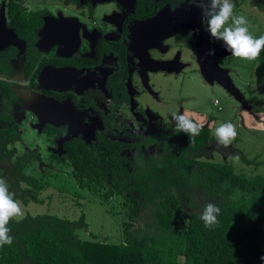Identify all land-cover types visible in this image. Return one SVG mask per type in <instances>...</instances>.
Returning <instances> with one entry per match:
<instances>
[{
    "label": "trees",
    "instance_id": "obj_1",
    "mask_svg": "<svg viewBox=\"0 0 264 264\" xmlns=\"http://www.w3.org/2000/svg\"><path fill=\"white\" fill-rule=\"evenodd\" d=\"M261 9L264 12V0ZM46 13L27 12L9 0L8 26L33 45ZM12 50L0 53V72L9 76ZM256 60L264 65V50ZM25 69L27 75L29 65ZM0 87L4 91L1 103L12 105L15 96L3 81ZM0 121L2 177L9 182L14 199L40 202L45 183L25 172L40 157L26 152L11 163L13 151L8 146L19 140L18 125L12 113L1 107ZM200 128L196 136L175 131V124L171 131H157L147 140L154 151L138 148L130 157L121 154L118 143L106 141L89 147L76 138L64 142L62 155L53 156L70 167L80 189L101 193L104 201L122 200L127 237L138 217L150 210L156 224L176 238L175 248H156L144 237L122 244L81 240L75 230L83 227L82 218L70 221L41 214L9 222L13 243L0 247V264H264L260 259L264 256V175L235 173L227 158L244 159V155L232 146L218 145L210 128ZM214 154L224 160H213ZM197 192L221 197L219 223L211 229L200 219Z\"/></svg>",
    "mask_w": 264,
    "mask_h": 264
},
{
    "label": "flooded vegetation",
    "instance_id": "obj_2",
    "mask_svg": "<svg viewBox=\"0 0 264 264\" xmlns=\"http://www.w3.org/2000/svg\"><path fill=\"white\" fill-rule=\"evenodd\" d=\"M13 1L27 12L39 11L27 9L23 0ZM257 1L261 7V0ZM70 3L78 9L73 18L64 17L60 10L50 14L40 9L47 13L36 41L29 45L8 26L7 4L0 0V53L13 49L12 75L0 72V81L16 98L12 105L1 103L4 91L0 87L4 112H11L15 119L13 110L22 106V91L34 105L43 103L37 109L36 126L46 140L55 138L52 157L64 153V142L60 148L57 142L66 136L89 147L115 142L121 154L130 157L138 148L154 151L147 140L157 131H171L173 114H185L198 123L191 111L170 107L152 112L143 98L151 88V76L184 72L180 56L172 52L178 38L192 48L194 35L209 34L200 8L190 0L62 1V5ZM97 13H103L101 19L96 18ZM212 60L222 62V58ZM42 98L48 99L47 104Z\"/></svg>",
    "mask_w": 264,
    "mask_h": 264
},
{
    "label": "rangeland",
    "instance_id": "obj_3",
    "mask_svg": "<svg viewBox=\"0 0 264 264\" xmlns=\"http://www.w3.org/2000/svg\"><path fill=\"white\" fill-rule=\"evenodd\" d=\"M62 1L23 0V3L30 11L45 8L50 14H58L60 10L66 18L76 17V6L71 3L62 5ZM232 3L234 15L245 16L250 33L256 38L260 37L264 30V12L259 2L232 0ZM6 4L8 0H4V5ZM101 14L97 13L96 18L101 19ZM173 45L172 52L180 56L185 67L184 72L151 76V88L143 98L146 107L155 113H161L170 107L191 111L198 122L195 124L210 128L215 140V129L221 123H232L237 135L229 146L242 153L244 159L239 157L235 161L227 158V162L237 174L246 177L264 175V65L257 60L235 58L224 49V52L214 58H222V62L215 61L212 64L218 72L223 73V79L226 78L221 81V77L210 76L200 69L194 46L191 48L189 43L180 38ZM19 100L22 101L21 98ZM215 101L217 105H214ZM22 102L23 107L16 105L13 110L19 140L8 146L13 151L11 163L26 152L37 153L40 161L30 162L25 172L45 183V189L39 196L40 202L24 203L21 199H16L23 205L22 218L41 214L55 215L70 221H79L82 218L83 227L75 230V235L81 240L122 244L127 239L144 237L146 240L150 238L156 248H175L176 238L156 224L150 210H145L138 217L129 230L130 238L127 237L122 226L127 221L121 207L122 200L112 197L104 201L101 193L95 195L80 189L71 175L70 167L52 157L55 138L46 140L40 126H36L37 109L43 103L34 105L32 98L23 99ZM213 160L222 161L224 158L214 154ZM0 178H3L1 170ZM5 181L10 189L9 182L6 179ZM220 201L219 196L204 197L199 192L195 196L201 214L206 203L211 202L218 206Z\"/></svg>",
    "mask_w": 264,
    "mask_h": 264
},
{
    "label": "clouds",
    "instance_id": "obj_4",
    "mask_svg": "<svg viewBox=\"0 0 264 264\" xmlns=\"http://www.w3.org/2000/svg\"><path fill=\"white\" fill-rule=\"evenodd\" d=\"M190 3L201 9L202 20L206 30L215 41H222L225 50L235 58L246 61H254L264 50V35L256 38L249 31V23L245 16L234 15V4L232 0H190ZM175 10V5L171 6ZM191 35V34H190ZM208 55H215L211 49ZM175 131L184 132L189 136L199 135L200 126L195 124L185 114H173ZM215 138L218 145L227 148L236 138L235 126L228 123H221L215 129ZM230 160H239V156H231ZM14 193L9 191L5 179L0 178V247L11 245L13 237L9 235V222L15 218H22L24 215L23 205L14 199ZM220 208L211 202L203 206L200 219L206 228H213L218 225ZM264 262V256L260 257Z\"/></svg>",
    "mask_w": 264,
    "mask_h": 264
},
{
    "label": "water",
    "instance_id": "obj_5",
    "mask_svg": "<svg viewBox=\"0 0 264 264\" xmlns=\"http://www.w3.org/2000/svg\"><path fill=\"white\" fill-rule=\"evenodd\" d=\"M69 22V21H67ZM47 23V22H46ZM71 23V22H69ZM43 30V29H42ZM194 41V46L197 51L198 55V60H199V66L202 71H205L208 75L214 76V77H221L219 78L221 81L225 80L226 78L223 79V73L221 71L216 72L213 71L212 69L209 68L214 63V60L212 58H215L218 53L220 54L221 52H224V47H223V42L222 41H215L210 34H207V32H203L202 35L199 34L198 36H193ZM214 48L215 50V55H208L209 50L211 48ZM222 56V55H221ZM58 110H62V106H58ZM65 108V107H64ZM69 140V137H64L61 138L57 144L58 147H62L63 142H66Z\"/></svg>",
    "mask_w": 264,
    "mask_h": 264
},
{
    "label": "crops",
    "instance_id": "obj_6",
    "mask_svg": "<svg viewBox=\"0 0 264 264\" xmlns=\"http://www.w3.org/2000/svg\"><path fill=\"white\" fill-rule=\"evenodd\" d=\"M21 96L23 97L22 99L25 98V100H28V93H27L26 91H22V92H21ZM26 98H27V99H26ZM42 99H43L44 103L47 104L48 99H46V98H42Z\"/></svg>",
    "mask_w": 264,
    "mask_h": 264
},
{
    "label": "built area",
    "instance_id": "obj_7",
    "mask_svg": "<svg viewBox=\"0 0 264 264\" xmlns=\"http://www.w3.org/2000/svg\"><path fill=\"white\" fill-rule=\"evenodd\" d=\"M214 105H217V101L214 102Z\"/></svg>",
    "mask_w": 264,
    "mask_h": 264
}]
</instances>
